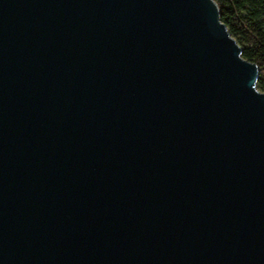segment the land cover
Segmentation results:
<instances>
[{
  "label": "water",
  "instance_id": "obj_1",
  "mask_svg": "<svg viewBox=\"0 0 264 264\" xmlns=\"http://www.w3.org/2000/svg\"><path fill=\"white\" fill-rule=\"evenodd\" d=\"M215 0H0V264H264V91Z\"/></svg>",
  "mask_w": 264,
  "mask_h": 264
},
{
  "label": "trees",
  "instance_id": "obj_2",
  "mask_svg": "<svg viewBox=\"0 0 264 264\" xmlns=\"http://www.w3.org/2000/svg\"><path fill=\"white\" fill-rule=\"evenodd\" d=\"M215 1L222 21L243 47L244 57L258 65V88L264 91V0Z\"/></svg>",
  "mask_w": 264,
  "mask_h": 264
}]
</instances>
